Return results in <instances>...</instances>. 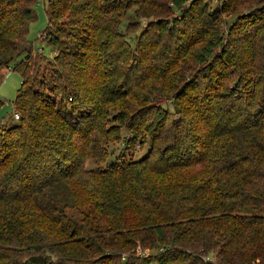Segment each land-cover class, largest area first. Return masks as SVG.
<instances>
[{
    "label": "trees",
    "instance_id": "16d2710c",
    "mask_svg": "<svg viewBox=\"0 0 264 264\" xmlns=\"http://www.w3.org/2000/svg\"><path fill=\"white\" fill-rule=\"evenodd\" d=\"M36 2L0 0V264H264V0H48L50 57Z\"/></svg>",
    "mask_w": 264,
    "mask_h": 264
},
{
    "label": "rangeland",
    "instance_id": "374dc122",
    "mask_svg": "<svg viewBox=\"0 0 264 264\" xmlns=\"http://www.w3.org/2000/svg\"><path fill=\"white\" fill-rule=\"evenodd\" d=\"M48 0H37L36 4L32 7L33 9V19L28 24V41L31 43L34 51H39L43 55L50 57L53 56L54 52L52 48L42 40L39 35L43 32L45 26L47 25V18L44 11V4ZM189 1V0H188ZM210 7H215L218 3V0H206ZM171 5V4H170ZM137 7L132 6L129 10L122 16L116 17V23L118 29L122 34L129 40H135V33L139 31L141 27H144L150 21H155L156 16H148L145 14L144 17L136 14ZM177 14V8L171 10L170 7V18ZM237 14H224V23L222 24V31L225 32L228 30L231 24L235 22ZM67 27V26H66ZM68 28V27H67ZM69 29V28H68ZM41 49V50H39ZM20 75L18 72L13 71L11 67L9 69L0 70V98L3 100V105L0 108V125L1 124H11L15 122L12 115L14 112L13 99L15 98L17 89L20 86ZM170 109L172 115L175 113L176 106L174 105V100L170 99V102L165 106ZM144 144L139 147L135 146L134 150L127 151V158H139L144 153H146L149 147V138H145ZM123 145L121 142H116L109 145V151L111 152L108 161H113L116 159V156L121 153ZM91 160L86 161V167H93ZM170 244V243H169ZM161 246H157L155 249H160ZM155 251V250H154ZM133 251L131 250V253ZM153 251L150 249L142 250L140 247L136 249V255L147 257L149 253ZM123 258V257H122ZM214 261V260H213Z\"/></svg>",
    "mask_w": 264,
    "mask_h": 264
},
{
    "label": "built area",
    "instance_id": "2783aa9c",
    "mask_svg": "<svg viewBox=\"0 0 264 264\" xmlns=\"http://www.w3.org/2000/svg\"><path fill=\"white\" fill-rule=\"evenodd\" d=\"M39 37H40L42 40H45V39H46V34H45L44 32H42V33L39 35ZM39 50H41V49H39ZM13 116H14L15 119H18V118H19V114L16 113V112L13 114Z\"/></svg>",
    "mask_w": 264,
    "mask_h": 264
}]
</instances>
